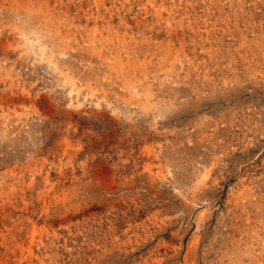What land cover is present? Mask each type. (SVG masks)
<instances>
[{
	"label": "rangeland",
	"instance_id": "rangeland-1",
	"mask_svg": "<svg viewBox=\"0 0 264 264\" xmlns=\"http://www.w3.org/2000/svg\"><path fill=\"white\" fill-rule=\"evenodd\" d=\"M0 264H264V0H0Z\"/></svg>",
	"mask_w": 264,
	"mask_h": 264
}]
</instances>
